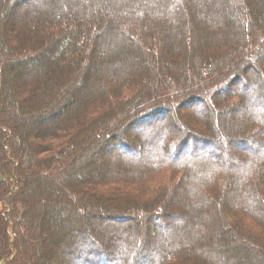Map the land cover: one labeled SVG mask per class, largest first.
Listing matches in <instances>:
<instances>
[{"label":"trees","instance_id":"1","mask_svg":"<svg viewBox=\"0 0 264 264\" xmlns=\"http://www.w3.org/2000/svg\"><path fill=\"white\" fill-rule=\"evenodd\" d=\"M27 1L0 0V247L15 256L0 264L19 255V264H56L62 250L68 254L59 264H178V256L183 264H264V0H36L18 9ZM111 34L122 50L112 49ZM247 54L258 60V78L242 77L245 62L239 76L218 86L230 88L228 96L209 88V99L223 107L213 110L207 93L189 95L188 82H204L208 71L222 76ZM237 83L242 88L233 91ZM169 107L176 114L170 124L134 133ZM185 111L210 133L177 122ZM220 111L229 117L224 141L248 150L221 147L210 123ZM93 153L112 161L98 165ZM167 168L184 172L187 182H162L141 200L102 191ZM209 184L214 200L200 192ZM38 186L52 187L51 199L65 210L86 206L78 213L89 227L60 226L51 248L50 224L43 225L35 245L27 244L21 219L30 214L33 223L39 210L49 222L50 200L34 203ZM178 207L186 213H173ZM150 224L162 231L153 234ZM244 251L248 260L237 255Z\"/></svg>","mask_w":264,"mask_h":264},{"label":"rangeland","instance_id":"2","mask_svg":"<svg viewBox=\"0 0 264 264\" xmlns=\"http://www.w3.org/2000/svg\"><path fill=\"white\" fill-rule=\"evenodd\" d=\"M43 1V0H42ZM46 1H48V0H44L43 2H46ZM36 0H28L25 4H22L18 9H20V10H23V9H26V8H30V5H36ZM10 17H13V14H12V16H10ZM200 26V25H199ZM113 34H111V35H109V37L110 36H112ZM110 40V42H112V43H114L115 45H113L112 46V49H114V48H117L116 50H122V48H123V46H121L120 47V45L122 44L121 43V40L120 39H118L117 41H115V39H114V37L112 36V38H110L109 39ZM206 44H209L208 45V48H207V50H206V54L207 53H209V51H210V47L211 46H213V42H209V43H206ZM205 44V45H206ZM215 45H218V44H215ZM128 50V48L125 50V51H127ZM117 53V52H116ZM115 53V54H116ZM120 56H121V54H119ZM124 56V55H123ZM253 56L252 55H246V56H243L242 58H240V59H243L244 61H240V59H238V61L236 62V64L234 65V67H232V69L231 68H228L227 70H224V72H222V76H221V73L220 72H218V73H211L210 74V72L211 71H208V73H203V76H204V78H207V79H205V81L204 82H202V80L200 79V80H197V79H194L193 81H190V83L188 82L187 84H186V87H188V88H186V89H188L189 91H190V93H189V95H191L192 93H194V92H196V94H198V93H200V94H198V95H203L204 96V93H207L206 95H207V97H208V105L209 106H212V109L214 110V108H221V107H223L222 105H220V104H218V103H213L210 99H209V96H208V92H209V88H212V89H215V88H218V86L221 84L222 85V83L224 82V80L226 79V78H228L231 74H233V75H238L239 76V69H241V68H243V67H245V65L246 64H244L245 62H247L248 63V65L250 66V67H245L244 69H243V71H242V77H244V78H246V79H252L253 77L254 78H258V74H255V72H257L256 71V67H259V63H258V60L257 61H253V60H251V58H252ZM246 58V59H245ZM250 59V60H249ZM263 61V64H264V59L262 60ZM252 62V63H251ZM247 65V66H248ZM263 66V65H262ZM231 69V70H230ZM223 71V70H222ZM238 71V72H237ZM237 72V73H236ZM210 74V75H209ZM218 74H220L219 76H218ZM194 77V76H193ZM212 82V84H210V85H205V84H207L208 82ZM214 82V83H213ZM209 84V83H208ZM224 84V83H223ZM201 85V86H200ZM196 86H200V89L197 91V90H195V88H196ZM210 86H212V87H210ZM167 87L168 88H172L173 87V84H168L167 85ZM252 88H254V84H252V86H251ZM240 88H242V83H237L236 84V86L234 87V89H233V91H236V90H239ZM218 89H220L221 90V88H218ZM226 90L225 91H223V90H221L220 91V94H219V96L222 98V97H224V96H228L227 94H225V93H227V92H229V93H232L229 89L230 88H225ZM166 91H167V89H166ZM193 91V92H192ZM203 93V94H202ZM193 95H195V94H193ZM165 99L166 98H169V97H164ZM231 99H230V101L231 100H234V98L231 96L230 97ZM217 100H219V99H217ZM223 100V99H222ZM228 101V100H227ZM194 104H196V103H194ZM213 104V105H212ZM156 106H158V105H156ZM200 106V108H202L201 106H204L202 109H203V111H204V113L205 114H207V109H206V107H205V105L204 104H200V103H197V107H199ZM189 107V106H188ZM155 108V106H153L152 108H150V109H148L145 113H142V115H140V117L141 116H143V115H147V113L148 112H150V110H152V109H154ZM191 108H195L194 106H192ZM169 109H171V111H170V113L169 114H163L164 113V111H162L161 112V114H157L156 116H153L152 118H147V119H145V120H143L144 122H146V123H144V124H146V125H144L143 127H136V128H134V133H137V134H139V133H143V132H146L147 133V131L149 130H151L150 129V127H152V126H158V125H160V124H162V123H166L167 122V124H170L169 122H171V119H173L175 116H176V114H175V111L173 112V109L172 108H170L169 107ZM213 112H215V111H213ZM175 114V115H174ZM181 114H184V115H182L181 117H179V116H177L176 117V119H177V122H180L181 123V125L183 124V125H185L186 127H189V128H191V129H194V130H196L197 132H199V133H204V134H209L210 133V126H209V124L208 123H205V121H201V120H199L198 118H196V119H190V118H187V116H188V114H189V112L188 111H185V112H183V113H181ZM163 116V117H160V116ZM173 115V118H171V116ZM222 116H224V117H222ZM146 117V116H145ZM138 119H140V118H137V120ZM185 119V120H184ZM175 122H176V120H175ZM226 122H229V117L226 115V114H224V113H222L221 111L220 112H218V113H216L215 115H213L212 117H211V121H210V123H211V125H212V127L214 126L215 127V129L217 130V132L219 133V135H221V136H223L221 139V141H219L221 144V147H224V148H228V151L229 152H237L236 151V149H238L239 147L240 148H242V149H244V150H248L247 148L248 147H246V146H244V145H239V144H237V145H233V144H228V142H226V141H224V139L225 140H227V137H226V135H227V133H228V126L226 125ZM139 123H140V121H139ZM134 123H132L131 125H130V120L127 122V125H126V128H133L134 126ZM208 130V131H207ZM238 133H240V134H238ZM241 133L242 134H248V132H242V131H238L237 132V134L238 135H241ZM43 144L44 143H46V142H42ZM228 146H230V147H228ZM254 148H255V146H253ZM234 148H236V149H234ZM259 147H257V149H258ZM215 149V150H214ZM214 149H212V147H209L208 149H206L205 151H209V152H216V148H214ZM220 150H223V148H221ZM94 154V153H93ZM123 155H125V158H127V159H132L131 157H132V155H131V152L130 153H128V152H126L125 154H123ZM138 156H140L139 154H138ZM183 156V155H182ZM225 157V156H224ZM137 158H139V157H137ZM219 158V157H218ZM92 159L94 160V161H97L98 163V165H99V163H101L102 165H103V163L105 162V160H110V161H112V157L110 158L109 156L108 157H101V156H99V155H96V154H94L93 155V157H92ZM220 159V158H219ZM222 159H223V157H222ZM221 160V159H220ZM81 162V161H80ZM80 164V163H79ZM106 164V163H105ZM108 164H109V162H108ZM117 169V168H116ZM90 172H92V171H90ZM93 173H95L96 175H98V171L96 170V169H94V171H93ZM113 173V172H112ZM84 174V173H83ZM183 175H184V172H181V171H175V170H173V169H171V168H167V169H164V170H161V172L159 173V174H157V177H145L144 178V181H143V183H141V182H137V183H133V184H131V185H127V184H125V183H121V184H111V183H109V184H106V185H104L103 186V189H102V191H106V192H108L109 193V191H112V190H114V192L116 191V193H117V196H118V193H119V197H126L127 198V196H128V198H132V197H136V198H139L140 200L141 199H146L147 197H148V195H149V192L150 191H152V190H154V192L157 190V188L159 187V184L160 183H162V182H166L165 184H164V186H166V185H169V186H173V185H176L177 183H179V182H181V181H184V180H186V182H187V178H183ZM164 176V177H163ZM46 185H48V184H45L44 186H46ZM31 186H34V185H32L31 184ZM43 186V188H41L42 186H38V188L39 189H35L33 192L35 193L36 192V195H35V199H34V203H35V205H39V206H44L45 204V202L47 201V200H50L49 201V203H48V205H47V209H48V213H46V218H48V221L49 222H47L46 224H45V220L44 219H46V218H43V220L44 221H41V218L39 219V215L42 213V212H44V211H42V212H40L39 210H35V212H36V215H35V217H34V219H33V223H29L30 222V214L29 215H27V217L26 218H23V219H21L22 220V222L20 223L21 225H22V227H20V229L21 230H24L26 233H27V240H26V243L28 244V242H31V241H33V244H34V240L37 242V239L36 238H39V236L38 235H40V230L43 232V228H42V226L44 225V228L46 227V225L47 224H50V226H48V227H50V228H47V231L49 232V236H50V247L51 248H54V246H55V239L57 238V236H58V234H60V232H58V229H59V227L61 226V227H63L64 229H66L67 230V228H69V226L71 225V230H74V229H76L78 226H83V225H88L84 220H85V217H86V215H85V213H86V206H83L82 207V205H79V206H75V205H73V204H71V205H68V208H66V210H65V208L63 209L62 208V206L63 205H67V204H63V202H61L62 200L60 199V198H58V199H55V200H53V199H51V197H53L52 195H51V192L53 191V188L52 187H50V186H48L49 188H46V187H44ZM163 186V187H164ZM171 186V187H172ZM162 188V187H161ZM15 189V188H14ZM46 189H48V192H46ZM160 189V188H159ZM214 189V187L213 186H211L210 184L208 185V186H206V185H204L202 188H200V192L201 193H205V194H207L208 196H209V198L210 199H213L214 200V198H215V193H211V190H213ZM108 190V191H107ZM39 192V193H38ZM129 192V194L130 195H125V193H128ZM141 193V194H140ZM34 197V196H33ZM112 199H113V196H112ZM125 199V198H124ZM123 199V200H124ZM116 201H118V200H116ZM119 203H116V204H118V205H122L121 203H120V201H118ZM5 203H7L6 201H5ZM47 203V202H46ZM81 204V203H80ZM102 204H104V203H102ZM10 206H9V204L7 203L6 204V208H7V210H9L10 208H9ZM112 207V206H111ZM2 208V206H1V204H0V209ZM83 208V212H85V213H78V211L79 210H81ZM116 209V208H115ZM177 209H179V210H177ZM6 210V211H7ZM63 210L67 213V216L65 215V213H63ZM182 208H174L173 209V213H175V214H178L179 215V213H186L185 212V210H183ZM3 211V210H2ZM88 211H90V210H88ZM45 213V212H44ZM95 214H97V213H95ZM15 216H16V212H15ZM41 216V215H40ZM85 216V217H84ZM93 219V218H92ZM97 219H98V217H97ZM25 220V221H24ZM246 220V219H245ZM97 221H99V219L97 220ZM99 222H102L103 223V221H99ZM129 222V221H128ZM25 224V226H24V224ZM67 223V224H66ZM115 223V224H114ZM114 223H112L111 221H106V224L108 225V226H112V227H119V224H122V223H119V222H114ZM126 222H124L123 224H125ZM112 224H114V225H112ZM131 224V223H130ZM130 224H128L129 226H130ZM65 226V227H64ZM122 226V225H121ZM88 227H89V225H88ZM105 227V226H104ZM187 227H189V228H191L190 227V225H187ZM150 232H152L153 234H156V233H158V232H160V231H162V229L161 228H159L158 226H152V224H150ZM189 231L191 230V229H188ZM164 231V230H163ZM177 232H178V230H176ZM252 231H259L258 230V228L256 227V226H254V227H252ZM48 232H47V234H48ZM126 231L125 230H123V236H124V233H125ZM191 233V232H190ZM191 236V234H189V237ZM12 237H14L13 235H12ZM192 237V236H191ZM190 237V238H191ZM40 239H41V236H40ZM35 245V244H34ZM37 245V244H36ZM115 245L116 246H119V245H122V241L119 239V238H116V241H115ZM34 247V246H33ZM49 247V248H50ZM218 248V247H217ZM216 248V250L218 251V249ZM64 249H68V248H64ZM13 252H16L15 250H13ZM67 253V252H66ZM63 250H62V254L60 255L61 257H58V259H59V262H58V260L56 259L55 260V262L54 263H56V264H59V263H62V262H64V260L66 261V258H65V254H66ZM123 253V252H122ZM121 253V254H122ZM9 254H11L10 253V250L9 249H6V248H4V249H2L1 247H0V258H2V257H7L6 259V262L7 261H9L11 258H14L15 256L13 255V253L9 256ZM68 254V253H67ZM233 255H234V253H233ZM239 257H242V259L243 260H245V259H247L248 260V258H249V255L247 256V252H240V253H238L237 254ZM9 256V257H8ZM13 256V257H12ZM136 257V256H135ZM179 257V260H177L176 261V263H178V264H183L182 262L183 261H185L186 259H184L183 257L184 256H178ZM20 255L19 256H17L16 258H15V262H12L11 264H19V262L18 261H20ZM73 260V259H72ZM11 262V261H10ZM31 262V261H30ZM30 262H29V264H30ZM52 262V261H51ZM100 262V261H99ZM139 263V264H144V262H143V260L141 259V258H138L137 259V261H136V263ZM32 263V262H31ZM24 264V263H23ZM25 264H27V263H25ZM45 264H50V263H48V260L46 259V263ZM73 264V263H72ZM99 264V263H98ZM199 264V263H198Z\"/></svg>","mask_w":264,"mask_h":264},{"label":"bare ground","instance_id":"3","mask_svg":"<svg viewBox=\"0 0 264 264\" xmlns=\"http://www.w3.org/2000/svg\"><path fill=\"white\" fill-rule=\"evenodd\" d=\"M12 235L14 236V234H12ZM11 240L13 241V240H14V238L12 237V238H11Z\"/></svg>","mask_w":264,"mask_h":264}]
</instances>
